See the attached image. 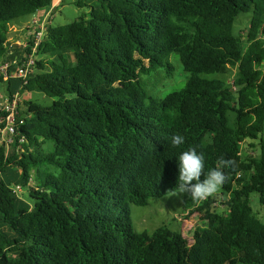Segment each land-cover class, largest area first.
<instances>
[{"label":"trees","instance_id":"1","mask_svg":"<svg viewBox=\"0 0 264 264\" xmlns=\"http://www.w3.org/2000/svg\"><path fill=\"white\" fill-rule=\"evenodd\" d=\"M55 1L0 0V62L33 44L10 43L7 24ZM75 4L87 12L46 25L20 90L52 103L23 100L13 143L0 141V264H264V222L250 203L257 193L264 204V0ZM243 13L246 30L235 33ZM173 53L183 86L151 94L152 75H174ZM0 82L8 96L22 84ZM3 115L0 107V128ZM173 134L185 137L179 148ZM248 139L259 155L244 159ZM191 148L205 172L221 156L236 162L225 169L222 209L214 196L182 197V209L205 221L189 243L180 229L135 231L130 206L177 191L178 156Z\"/></svg>","mask_w":264,"mask_h":264},{"label":"rangeland","instance_id":"2","mask_svg":"<svg viewBox=\"0 0 264 264\" xmlns=\"http://www.w3.org/2000/svg\"><path fill=\"white\" fill-rule=\"evenodd\" d=\"M75 1L76 0H59L52 9L47 19L41 17V15H43V13L45 12V9H39L35 14L24 15L11 20L7 24L9 28L8 36L11 38V40H20L21 42L28 45L29 41L32 40L31 37L34 35L36 30L41 29V26L39 24L42 23L45 32V27L48 24L62 25L77 19L80 15L87 12L88 7L77 6L75 4ZM35 16L38 20L36 26L32 25L33 18ZM249 17L250 13H243L237 16L234 24L235 33H243L246 30ZM22 34L24 35L21 37L20 35ZM25 52L26 51H24V53ZM20 56L22 57V55ZM170 60L175 67L174 75L172 77H165L163 72L161 73L163 75L160 76L152 75V77L147 80L148 86H146L151 94L158 93L159 91V93L164 96L167 92L183 86L186 78V73L182 69V65L178 60L177 54H171ZM261 69L264 71V62L261 65ZM234 72L235 70L233 71V73ZM229 79L230 78H228V80ZM5 81L6 80H4V82ZM160 94H158L157 96H159ZM6 96H8V92L6 91V84L0 82V107H2ZM20 99V109L25 108L22 102L23 100H33L41 105H50L53 101V98H50L39 91H24ZM260 137L264 139V130L260 134ZM46 145V147L52 148V141H47ZM241 154L244 159L251 156H258V140H246L241 145ZM174 192L169 193L163 197H151L144 205H131L130 215L134 230L138 232L146 231L148 233H152L162 226H166L171 230L180 229L189 243L193 231L202 229L205 225V221L200 218L199 213H188L187 211H184L182 209L183 196H175L173 195ZM218 195L219 192L214 195L216 202L213 204V207H216L220 210L222 209V205L218 204ZM18 196L22 199L27 198V191L25 190V188H21V191L18 192ZM250 203L256 216L262 222H264V204H261L258 201L257 193H252L250 195Z\"/></svg>","mask_w":264,"mask_h":264},{"label":"clouds","instance_id":"3","mask_svg":"<svg viewBox=\"0 0 264 264\" xmlns=\"http://www.w3.org/2000/svg\"><path fill=\"white\" fill-rule=\"evenodd\" d=\"M185 143V137L173 134L170 145L179 148ZM178 181L173 195L188 196L194 201H205L218 193L227 183L228 167H234L236 162L230 158L221 156L217 165L205 172V156L195 148L180 152L178 156ZM203 175V179H201Z\"/></svg>","mask_w":264,"mask_h":264},{"label":"built area","instance_id":"4","mask_svg":"<svg viewBox=\"0 0 264 264\" xmlns=\"http://www.w3.org/2000/svg\"><path fill=\"white\" fill-rule=\"evenodd\" d=\"M59 0H56L45 12L41 17L46 18L50 15L52 9L57 4ZM38 20L35 16L33 18L32 25L37 24ZM41 29H37L33 35V44L30 47L28 52H25L23 56L19 59H12V60H3L0 62V76L3 80H8L12 77L21 78L22 84L18 90L12 93L11 96H6L3 102L1 109L4 111V115L1 119L2 127L0 128V141L5 143L6 146H9L14 141V134L17 129L18 124L23 123V119L19 114V104L21 103V95L20 92L23 84L26 82L27 77L30 73L35 70L36 65V56L35 52L37 46L39 45L40 41L44 35V27L41 24ZM18 45H22L23 47L26 46V43L18 42ZM11 46V45H10ZM13 191L18 194L21 191L20 185H15L13 187Z\"/></svg>","mask_w":264,"mask_h":264},{"label":"crops","instance_id":"5","mask_svg":"<svg viewBox=\"0 0 264 264\" xmlns=\"http://www.w3.org/2000/svg\"><path fill=\"white\" fill-rule=\"evenodd\" d=\"M24 34H25V33H24ZM24 34H22V35H20V36L22 37ZM25 36H26V35H25ZM8 40H9V42L12 43V44H18V42H20V40H19V41L11 40V38H10L9 36H8ZM23 54H24V49H22L21 47L14 46V47H12L11 50L9 51V54H8L6 60H9V59L12 60V59H17V58L20 59V58H21L20 55L23 56Z\"/></svg>","mask_w":264,"mask_h":264}]
</instances>
